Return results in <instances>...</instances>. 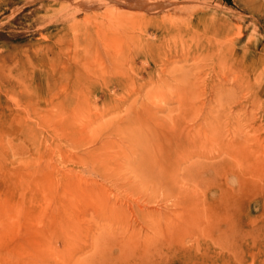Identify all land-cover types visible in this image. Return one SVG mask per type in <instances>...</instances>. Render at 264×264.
I'll list each match as a JSON object with an SVG mask.
<instances>
[{
  "label": "rangeland",
  "instance_id": "obj_1",
  "mask_svg": "<svg viewBox=\"0 0 264 264\" xmlns=\"http://www.w3.org/2000/svg\"><path fill=\"white\" fill-rule=\"evenodd\" d=\"M150 3L0 0V264H264V0Z\"/></svg>",
  "mask_w": 264,
  "mask_h": 264
},
{
  "label": "bare ground",
  "instance_id": "obj_2",
  "mask_svg": "<svg viewBox=\"0 0 264 264\" xmlns=\"http://www.w3.org/2000/svg\"><path fill=\"white\" fill-rule=\"evenodd\" d=\"M150 1L154 0H123L125 6L136 8L137 12L135 11L136 13L133 14L141 15L142 17L145 16V11H150L151 13L156 12V10L157 12L160 11L159 7L150 3Z\"/></svg>",
  "mask_w": 264,
  "mask_h": 264
}]
</instances>
